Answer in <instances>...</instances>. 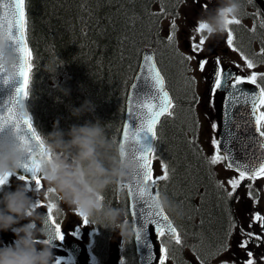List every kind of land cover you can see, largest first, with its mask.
I'll list each match as a JSON object with an SVG mask.
<instances>
[{"label": "trees", "instance_id": "trees-1", "mask_svg": "<svg viewBox=\"0 0 264 264\" xmlns=\"http://www.w3.org/2000/svg\"><path fill=\"white\" fill-rule=\"evenodd\" d=\"M181 0H27V36L33 53L28 107L37 131L47 133L54 122L67 129L72 123L99 118L109 122V134L119 140L125 117L128 88L137 71L142 52L152 47L174 98L172 117H165L157 131L155 155L169 168V179L160 181L161 194L180 206L182 215L168 211L183 244L166 240L172 264H191L186 254L203 264H218L217 256L227 246L237 225L236 197L228 198L217 187V179L206 155L195 140L198 130L194 85L185 72V62L174 42L167 43L162 28L167 16L177 15ZM164 14H161V8ZM259 9L253 0H242L241 23L253 19L256 30L245 23L239 27V49L264 65V27L252 14ZM258 43L259 47L254 44ZM245 46V47H244ZM55 74L54 71L57 65ZM70 89L69 95L58 90ZM264 86V85H263ZM90 100L94 111L80 118L69 106ZM107 202L123 207L130 220L126 194L123 200L110 189ZM235 222L230 227L229 218ZM97 225V224H96ZM96 245L107 253L110 231L100 226ZM134 246L133 237L126 239ZM129 264H136L135 253ZM168 261L166 264H169Z\"/></svg>", "mask_w": 264, "mask_h": 264}, {"label": "snow or ice", "instance_id": "snow-or-ice-1", "mask_svg": "<svg viewBox=\"0 0 264 264\" xmlns=\"http://www.w3.org/2000/svg\"><path fill=\"white\" fill-rule=\"evenodd\" d=\"M251 2V0H249ZM207 7V5H203ZM161 14H164V8H161ZM261 27H264V21H261ZM241 20L238 17L226 19L228 25L226 33L227 46L233 51H239L244 67L239 64L235 67L244 72L245 69L256 68V63L243 51H240L234 44V33L231 25H240ZM28 12L27 0H0V37H4L11 45V48L17 53L18 64L15 65V77L20 78V83L15 88L14 94L5 100L3 110H0V127L9 125L18 134L21 143L31 144L28 148V157L25 160L19 178L28 179L29 182L34 180L37 188L43 187L40 177L32 167V158L36 155L45 153L44 142L40 133L34 127L30 115L18 112V109L25 106V101L29 97L30 75L33 71L34 61L33 53L29 47L27 39ZM206 25L200 23L194 26V32L199 34V42L196 36H192L191 50L194 54L199 55L205 42L208 40L204 34ZM256 30L254 24L251 31ZM176 38V20L170 23L167 43L172 44ZM260 54L264 55V47L261 48ZM182 60L191 61L194 55L181 54ZM209 60L205 57L199 60V70L205 71ZM0 76L7 83L10 79L3 76V69L0 68ZM13 78V79H14ZM213 81L211 87L210 105L214 106V98L217 90H223L227 93L224 100L223 127L224 131L219 139L214 135L211 144L213 154L206 157L209 165L224 164L226 170H232L237 173L236 176L227 180L231 187L228 191L223 181H217V187L224 189L228 198H232L240 187L241 182L248 180L255 182L257 179L264 178V73L252 71L250 74L237 75L230 68L221 64V57L217 56L211 71ZM138 84L132 85L134 95L130 98L128 113L129 123L123 126V139L121 142L122 154L128 155L133 159L137 168L133 173V182L122 184L121 187L128 189L129 195L134 199L130 205L132 222L137 226L135 235L136 243L147 250L146 257H142L146 264H166L170 259L169 247L164 238L174 241L176 245H182L183 241L177 227L165 213L162 207L157 206V199L160 195L159 182L169 179V168L167 163L161 161L162 174L154 176L153 161L155 157V141L157 139V125L164 116L172 117L175 107L173 98L169 94L165 85V78L160 69L157 67L154 54L146 51L142 57L139 75L136 77ZM12 80V79H11ZM195 77L189 78V85L195 84ZM249 83L255 86V90H245L242 85ZM258 90V91H257ZM198 102V98H197ZM248 108L250 114L244 123H238L233 118V110L237 107ZM233 125L235 128L233 129ZM212 129L215 133L218 129L217 122L212 123ZM243 129L247 133L246 138L238 136L239 131ZM242 144L243 152L241 156L236 155L237 149L232 145ZM127 147V153L123 150ZM29 174V175H25ZM13 177V176H12ZM11 177H4L0 183L10 182ZM249 198L254 199L255 190L253 184L247 185ZM155 189V191H154ZM58 199V197H57ZM237 200L239 198L237 197ZM42 201L38 198L37 207H40ZM57 208L56 202L49 200L46 204L47 218L46 223L51 225L55 235L50 239H64V232L61 230V224L57 222L54 216V209ZM79 217L83 218V223L88 224L90 221L87 217L76 212ZM259 223L261 235H256L251 231H245L241 226V234L248 239L241 240L238 247L247 250L251 240L264 239V215L255 213L252 217L249 228L253 224ZM230 227H235V222L229 218ZM149 227L152 228V234L156 236V244L159 245V252L155 251V246L148 234ZM259 246V245H257ZM227 250L225 245L220 246ZM248 259L245 264H256L251 251L246 252ZM63 258H57V264ZM264 261V257L260 258ZM124 264V261H121ZM203 264V261H200ZM222 264H227L226 261Z\"/></svg>", "mask_w": 264, "mask_h": 264}, {"label": "clouds", "instance_id": "clouds-1", "mask_svg": "<svg viewBox=\"0 0 264 264\" xmlns=\"http://www.w3.org/2000/svg\"><path fill=\"white\" fill-rule=\"evenodd\" d=\"M242 0H217L214 8L204 7L198 18V24L206 25L204 34L207 39L221 37L226 33V19L239 17ZM17 53L10 47L6 38L0 37V68L3 76L10 80L15 77ZM54 71H49L55 74ZM64 95L70 89L60 87ZM71 116L80 118L94 111L90 100L80 106H69ZM18 112L30 115L27 105ZM109 122L85 119L81 123H72L67 129L59 126V120L47 133L40 132L45 153L32 158V167L43 181V187L37 188L28 179L19 178L15 188L8 183H0V231H11L14 241L9 244L0 242V264H57L54 244L50 237L53 229L46 226V217L38 210L37 200L50 194L58 197L57 211L61 205L67 206L87 217L88 220L113 232L121 238L131 239L136 235L137 226L127 218L123 207L107 202L105 193L116 190L119 199L125 193L122 184L134 181L136 162L122 154L121 142L115 135L109 134ZM28 143H21L18 134L9 125L0 127V180L21 172L26 158ZM127 153V147L123 150ZM157 206L182 215L180 206L160 194ZM23 222V223H22Z\"/></svg>", "mask_w": 264, "mask_h": 264}, {"label": "rangeland", "instance_id": "rangeland-1", "mask_svg": "<svg viewBox=\"0 0 264 264\" xmlns=\"http://www.w3.org/2000/svg\"><path fill=\"white\" fill-rule=\"evenodd\" d=\"M217 2V0H216ZM216 2L214 0H182L181 7L178 15L175 18H166L163 22L164 32L169 34L170 23L173 19L176 20V38L178 40L179 47L185 50L184 40L188 39L192 42L191 37L196 36V41L199 42V34L194 32V26L198 24V18L201 15L203 5H207L208 8H213L216 6ZM227 37V33L224 34ZM213 39H208L205 42L204 49L208 46V44ZM188 54L189 51L185 50ZM192 55V54H189ZM199 60L198 58H194L190 61V71L192 75L195 77L196 86L202 94L204 90V75L207 68L205 67V71L201 72L199 70ZM229 62L230 64H239L241 68L244 67V62L241 59L240 54L237 51H231L229 54ZM252 71L262 72L264 71V66H256L254 69H245L244 72L250 74ZM198 115L200 120V129L198 131V135L195 137L196 141L201 145L207 157H210L213 154V146L211 144V140L215 135L217 138L218 129L214 133L212 129V123L217 122L218 124V111L217 116L212 106H204L202 101L198 104ZM153 174L154 176H158L162 174L161 169V160L155 158L153 161ZM214 175H216L219 181L224 182V186L231 190V187L227 184V180L231 177L237 175L235 171L226 170L224 164H218L215 166H211ZM249 183L253 184V188L255 190V202L254 199L249 198L247 185ZM264 178L257 179L255 182H251L248 180H244L241 182L240 187L237 189L235 193L236 197V211H237V225L233 230L231 237L229 239L227 250H225L219 257L216 259L218 264H222V262L226 261L227 264H245L248 259L246 254L247 251H251L253 253V258L256 261V264H264L260 258L264 257V239L256 240L253 239L249 242L247 250L238 247V244L241 240L248 239L246 236L241 234V226H243L245 231H251L256 235H261V228L259 223H255L249 228V224L251 223L252 217L255 213H260L264 215ZM237 197L239 200H237ZM93 225L90 226L93 229ZM259 245V246H257ZM118 250H120V237L117 232L114 233V236L111 241V255L109 264H117V255Z\"/></svg>", "mask_w": 264, "mask_h": 264}, {"label": "flooded vegetation", "instance_id": "flooded-vegetation-1", "mask_svg": "<svg viewBox=\"0 0 264 264\" xmlns=\"http://www.w3.org/2000/svg\"><path fill=\"white\" fill-rule=\"evenodd\" d=\"M223 44H224V40L222 36L213 38V41L209 44V50L213 52L211 59H215L217 56H219L221 57V64L227 67L229 66L228 60H227L229 48L228 46H225ZM189 50L192 52L191 46L189 47ZM195 56L197 58L206 57V53L201 52L199 55L195 54ZM223 96H224V93L217 90V92L215 93L213 109L221 111ZM210 98L206 100L208 102L207 106L210 105L209 103ZM219 121H220V118H219ZM17 180H18V176L11 177L8 186L14 189ZM42 185H43V181H42ZM39 199L42 201V204L40 207H38V210L43 214L44 212H47L46 204L49 200L53 202H56V200H58L57 197H55V194H50L49 197L47 198L40 197ZM60 207L63 208V211L58 213L57 209H54L53 214L57 222L61 224V230L64 232V239L63 240L52 239V242L54 244L53 250L56 255V258L58 257L63 258L61 259L60 264H77L75 263L74 257H73L74 245H77L80 247L82 251L81 255L84 261L86 262V264H92L93 255L99 258H104L110 254V249H111L110 238L108 240L107 253L105 254L96 245L98 237L96 234H95L96 236L94 235V229L90 228V226L94 224L91 222L88 224H84L82 222L83 218L79 217V215L75 211L69 210L67 206H64V205H61ZM97 227L99 229L98 230L99 232L100 231L99 225H97ZM14 239H15L14 234L11 231H7V232L0 231V242H3V244H9L13 242ZM124 243H125L124 244V248H125L124 257L126 258L125 264H129V259L130 257H132L131 255H133V251H135V248L133 249L131 247V244L127 243L126 239H124ZM120 245L122 247L121 240H120Z\"/></svg>", "mask_w": 264, "mask_h": 264}, {"label": "water", "instance_id": "water-1", "mask_svg": "<svg viewBox=\"0 0 264 264\" xmlns=\"http://www.w3.org/2000/svg\"><path fill=\"white\" fill-rule=\"evenodd\" d=\"M258 5L261 7L263 13H264V0H255ZM11 47V45H10ZM146 51H148L150 54H154V57H155V61H156V56H155V52L150 49V48H146L144 51H143V54H142V57L146 54ZM141 63H142V59H141ZM140 63V65H141ZM157 63V61H156ZM140 65H139V68L138 70L136 71L135 73V76L133 78V81L132 83L130 84V87H129V90H128V94H127V99H126V113H125V119H124V123H123V126L126 124V123H129V113H128V107H129V101H130V98L134 95V89L132 87V85L134 84H138L139 82L137 81L136 77L139 75V71H140ZM214 64H211L209 65V68H208V71H207V74H206V78H207V88H208V91H210L211 87H212V84H213V81H212V78H211V71H212V68H213ZM157 67L159 68L158 66V63H157ZM160 69V68H159ZM161 71V70H160ZM162 73V72H161ZM163 75V74H162ZM20 83V78H14L12 80H9L7 83H5L3 81V78L2 76H0V110H3V107H6V105L4 104L5 100H7L9 97H11L13 94H14V91H15V88L18 86V84ZM166 85V83H165ZM242 87L245 89V90H248V91H252V90H255V86L249 84V83H245L244 85H242ZM167 89V87H166ZM167 91L169 92V90L167 89ZM258 91V90H257ZM170 94V92H169ZM171 95V94H170ZM227 95V94H226ZM225 95V97H226ZM225 100V98H224ZM25 105H27V99L25 101ZM28 108V106H27ZM29 111V109H28ZM30 113V112H29ZM223 114H224V104H223V112H222V121H221V128H220V132H219V136H218V139L221 137V134L222 132L224 131V127H223ZM250 114V106L246 109L244 107H240V106H237L234 110H233V118L238 122V123H244L248 117V115ZM31 116V115H30ZM163 118V117H162ZM161 118V120H162ZM235 128V126L233 125V129ZM156 132H157V129H156ZM238 136L240 137H244L246 138L247 136V133H245L243 131V129H241L238 133ZM123 139V127H122V131H121V135H120V138H119V141H121ZM233 148L237 149L236 151V155L239 157L241 156L242 152H243V146L242 144H236L234 143L232 145ZM18 174H21L18 173ZM25 175H29V174H25ZM31 182H34L31 181ZM123 188V187H121ZM128 191V189H127ZM155 191V189H154ZM159 192H160V189H159ZM128 196H129V200H130V205L133 201V197L131 195H129V192H128ZM131 212V211H130ZM166 213V211H165ZM167 214V213H166ZM168 215V214H167ZM170 218V217H169ZM148 234L151 235V239L153 241V244L155 246V251L159 252V245L156 244V236L154 234H152V228L149 227L148 229ZM136 241V240H135ZM137 252L139 254V264H146L145 260L142 259V257H146V254H147V250L144 249L142 246H139L137 243ZM153 264H155V262H153Z\"/></svg>", "mask_w": 264, "mask_h": 264}]
</instances>
